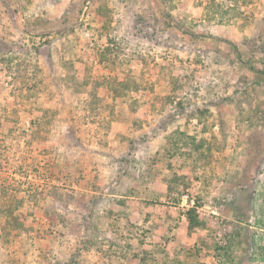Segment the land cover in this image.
I'll return each mask as SVG.
<instances>
[{
  "label": "rangeland",
  "instance_id": "1",
  "mask_svg": "<svg viewBox=\"0 0 264 264\" xmlns=\"http://www.w3.org/2000/svg\"><path fill=\"white\" fill-rule=\"evenodd\" d=\"M0 264H264V0H0Z\"/></svg>",
  "mask_w": 264,
  "mask_h": 264
}]
</instances>
